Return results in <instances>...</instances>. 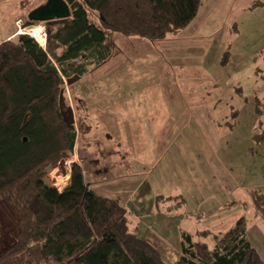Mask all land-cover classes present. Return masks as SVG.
<instances>
[{
  "label": "rangeland",
  "instance_id": "obj_1",
  "mask_svg": "<svg viewBox=\"0 0 264 264\" xmlns=\"http://www.w3.org/2000/svg\"><path fill=\"white\" fill-rule=\"evenodd\" d=\"M45 1L0 0V38L17 32L13 23L20 19V31L30 37L39 27L40 38H32L45 48V22L23 28L28 13ZM210 1L202 0L183 32L162 42L144 44L116 34L117 54L109 62L94 72L86 65L79 80L64 82L63 109L73 111L76 137L72 151L44 169L43 182L62 192L73 165L92 171L85 157L102 159L108 168L122 155L140 175L131 173L128 184L142 177L154 194L183 198L180 210L189 229L208 226L218 234L244 217L264 262V223L251 206L222 210L223 221L214 229L204 219L210 205H223L233 194L245 205L246 190L264 193V0ZM77 63L69 65L71 72ZM180 122L189 128L181 130ZM94 172L89 177L95 179ZM52 173L64 188L54 186ZM15 223L0 202V252L13 240Z\"/></svg>",
  "mask_w": 264,
  "mask_h": 264
},
{
  "label": "trees",
  "instance_id": "obj_2",
  "mask_svg": "<svg viewBox=\"0 0 264 264\" xmlns=\"http://www.w3.org/2000/svg\"><path fill=\"white\" fill-rule=\"evenodd\" d=\"M64 1L69 18L45 22V48L27 34L0 40V202L16 222L0 264H164L156 248L130 228L119 199L96 194L79 166H72L62 192L44 186V169L74 146V125L60 115L64 82L74 75L80 79L86 65L94 72L109 62L117 54L116 34L150 44L177 36L202 0ZM29 25L27 20L23 28ZM50 177L57 189L64 188L53 173ZM246 196L244 207L251 206L264 223V194L250 188ZM169 202L167 212L184 205L181 196L157 195V214ZM248 233L244 217L223 234L183 232L174 264H264Z\"/></svg>",
  "mask_w": 264,
  "mask_h": 264
},
{
  "label": "crops",
  "instance_id": "obj_3",
  "mask_svg": "<svg viewBox=\"0 0 264 264\" xmlns=\"http://www.w3.org/2000/svg\"><path fill=\"white\" fill-rule=\"evenodd\" d=\"M207 1L209 2V0H205L206 3ZM213 1L214 0H211L209 4H212ZM251 4L253 5V1L251 2ZM255 6H259V4ZM262 7H264V5L261 6L260 8ZM16 21H20V19ZM16 21L14 20L13 24L16 25ZM16 34L18 33L12 31L5 32L4 37L0 38V40H3L5 38L11 39ZM135 40H137L140 43L146 44V42L141 39H135ZM179 125L182 127L181 130L189 128L187 126H183L181 122L179 123ZM164 129L165 128H163V130ZM104 146L105 149L107 150L110 149V147H106V145ZM122 150L128 151L129 146L125 148L123 147ZM126 153L124 152L123 155ZM127 155L130 154L128 153ZM90 158H91L90 156H87L84 159V162H87L86 160H88L87 164L90 163L92 165V171L90 173L87 169H86L87 171L84 169L85 166L84 167L82 165L80 166L85 181L90 184V187L94 190L96 194L102 197L119 199L121 205L128 212L129 226L131 222H134L133 228L136 230L137 237L141 240L147 241L154 248H156L164 264H174L179 259L181 253L180 236L183 232L191 235H196L200 231H208L211 234H217V232L211 231V229L208 226H205L204 228H200V230L199 228L189 229L187 226H185L184 222L185 220H187V217L186 214L182 213V211L180 210L181 208L174 209V211L171 212H167V207L168 205L171 204L170 202L165 203L163 206H161L160 208L162 212H160L161 214H157L158 210H156V208L154 207V197L157 196V194L156 193L154 194L151 186L148 183V180L145 181V179H142V177L141 179L138 178L133 179L132 183L129 184L127 183L128 179H130V177L132 178L131 173L132 174L135 173L136 177H138L139 174H137V170H135V172L129 170L130 162L122 155L119 156L118 162L114 163L111 167L108 168L103 167L101 162L99 163V161H101L102 159L101 160L99 159L98 161L97 159H93V158H91L90 160ZM119 165L121 167H127L128 170L124 168V170L120 172ZM95 170L97 171V175L95 174V179H93L89 176H91L90 174L95 173L94 172ZM86 173H89L88 174L89 179H86ZM117 183H119V186H117ZM262 194L264 193L262 192ZM175 197H179V196H175ZM243 197L244 195H242L241 198ZM123 198L124 200H122ZM244 202L246 201L240 200L239 197L233 194L231 201H227L223 205H212V206L210 205L209 206L210 208L207 209V214L206 215L201 214V215L202 216L205 215L204 219L206 221H210V222L212 221V223H208V225L210 227H213L214 229L220 222L223 221L220 219L222 210H231L238 207L242 208L244 207ZM129 214L131 215V217L129 216ZM231 226H229L227 230L230 229ZM261 228L262 226L260 225L259 229L261 230ZM225 232H221V233L218 232V234H223ZM207 242L210 241L207 239Z\"/></svg>",
  "mask_w": 264,
  "mask_h": 264
},
{
  "label": "water",
  "instance_id": "obj_4",
  "mask_svg": "<svg viewBox=\"0 0 264 264\" xmlns=\"http://www.w3.org/2000/svg\"><path fill=\"white\" fill-rule=\"evenodd\" d=\"M70 8L64 0H46L42 5L31 10L27 15L29 22H50L54 20H64L69 18ZM79 80L77 75L67 79L65 82L67 85L72 84ZM62 93H60L59 101L61 102ZM60 115L63 121L67 125L74 124L73 111L71 107H67L65 110L62 109V105L59 106Z\"/></svg>",
  "mask_w": 264,
  "mask_h": 264
},
{
  "label": "bare ground",
  "instance_id": "obj_5",
  "mask_svg": "<svg viewBox=\"0 0 264 264\" xmlns=\"http://www.w3.org/2000/svg\"><path fill=\"white\" fill-rule=\"evenodd\" d=\"M30 35L34 38H40V33H39V27H34L31 32Z\"/></svg>",
  "mask_w": 264,
  "mask_h": 264
},
{
  "label": "built area",
  "instance_id": "obj_6",
  "mask_svg": "<svg viewBox=\"0 0 264 264\" xmlns=\"http://www.w3.org/2000/svg\"><path fill=\"white\" fill-rule=\"evenodd\" d=\"M21 21H16L17 33H23L20 31ZM45 42V41H44Z\"/></svg>",
  "mask_w": 264,
  "mask_h": 264
},
{
  "label": "clouds",
  "instance_id": "obj_7",
  "mask_svg": "<svg viewBox=\"0 0 264 264\" xmlns=\"http://www.w3.org/2000/svg\"><path fill=\"white\" fill-rule=\"evenodd\" d=\"M18 34H25V33H18Z\"/></svg>",
  "mask_w": 264,
  "mask_h": 264
}]
</instances>
